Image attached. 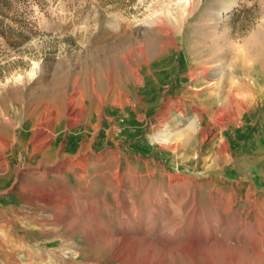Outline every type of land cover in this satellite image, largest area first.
<instances>
[{
    "label": "rangeland",
    "instance_id": "obj_1",
    "mask_svg": "<svg viewBox=\"0 0 264 264\" xmlns=\"http://www.w3.org/2000/svg\"><path fill=\"white\" fill-rule=\"evenodd\" d=\"M0 21V264H264V73L207 43L245 45L264 0H12Z\"/></svg>",
    "mask_w": 264,
    "mask_h": 264
},
{
    "label": "bare ground",
    "instance_id": "obj_2",
    "mask_svg": "<svg viewBox=\"0 0 264 264\" xmlns=\"http://www.w3.org/2000/svg\"><path fill=\"white\" fill-rule=\"evenodd\" d=\"M205 2H206V0H205ZM212 5V4H211ZM192 7V6H191ZM207 7V6H206ZM189 8H190V6H189ZM189 8H187V9H189ZM212 8V7H211ZM207 9V8H206ZM205 9V10H206ZM228 9V8H227ZM262 9V8H261ZM180 10V9H179ZM225 10V9H224ZM186 13H187V11H185ZM196 12V11H195ZM170 14V13H169ZM174 14V13H173ZM195 14V13H194ZM168 15V14H167ZM172 15V14H171ZM223 14L221 13V14H219V16L218 17H221ZM201 16V15H200ZM190 17H192V16H190ZM189 17V18H190ZM189 18L187 19V20H189ZM184 19V18H183ZM200 19V18H199ZM163 20V19H162ZM176 20V19H175ZM201 20V19H200ZM189 22L190 21H177L176 23H174L172 26H171V28H166V30L164 31V33L166 34V36H168V37H171V36H175V40H172L171 42H170V46H172V47H175V46H183V45H185V43H184V41H182L183 40V34H184V30H185V28L187 27V25L189 24ZM160 23V22H159ZM161 25H162V23H161ZM205 25V27L206 28H208L210 25L208 24V21L206 20V21H195V24L193 25V27H192V29H191V31H192V36L193 35H196V34H198L197 32H198V29L200 30V29H202L203 28V26ZM162 27V26H161ZM204 27V28H205ZM163 28H165V27H163ZM162 28V29H163ZM162 29H161V31H162ZM187 29V28H186ZM163 32V31H162ZM161 32V33H162ZM219 32L216 30V29H213V30H211V32H210V34L212 35L211 37H209L208 39H207V43L208 44H214L213 46L214 47H216V50H218L219 52L221 51V52H224L222 55H225V56H233V57H230V58H239V60H238V63H239V61H242V63H243V66H242V70L241 71H243V73H244V76L245 75H248V74H250V76H252L251 75V73H249V71L250 70H252V68L253 67H255L256 65H258L259 67H260V70L264 73V63L262 62V59H261V57L260 56H258L257 58H255L253 55H252V53H251V51L252 50H254L256 53H258V52H260V49H263L264 48V25H262L261 27H260V29L257 31V32H255V34H254V36L252 37V38H250L248 41H246V43H245V45H243V46H241L240 44H238L237 42H229V41H227V40H225L224 38H222V35L221 36H219V34H218ZM185 34H186V32H185ZM174 39V38H173ZM221 39V40H220ZM247 39V38H246ZM170 40V39H169ZM165 41V40H164ZM188 41V40H187ZM215 41H218V42H215ZM151 42V41H150ZM145 43V42H144ZM148 43H149V41H148ZM147 43V44H148ZM196 44L195 43V39L193 38L192 39V41L190 42L189 41V49L191 50V46H192V44ZM151 44H153V43H151ZM166 44V43H165ZM215 44H218V45H215ZM220 45H221V47H220ZM150 46V45H149ZM152 46V45H151ZM165 46V45H164ZM248 46L249 47H251V48H248ZM252 46H253V49H252ZM165 47H167V46H165ZM165 47H163L164 48V51H165ZM225 47H228V50L227 51H225ZM183 48V47H182ZM195 48V47H194ZM201 48H202V43L201 42H199L198 43V49L196 50V51H193L194 52V54H193V52L192 51H190V55L191 56H193L191 59L193 60V61H197V62H203V64H209V63H212V62H217L218 61V59L220 58V56H222L220 53H216V54H214V52H211V53H209V55L207 54L208 53V50H206L207 48H204L205 50L203 51V52H201ZM138 49V48H137ZM151 49V48H150ZM157 49V48H156ZM250 49V50H249ZM140 50V49H139ZM145 50H147V49H145ZM114 51V50H113ZM131 51V50H130ZM151 51V50H150ZM152 52V51H151ZM227 52V53H226ZM131 53V52H130ZM140 53V52H139ZM138 53V54H139ZM261 53V52H260ZM122 54V53H121ZM208 55V59L207 60H204V58H202V56H204V55ZM232 54V55H231ZM143 55V54H142ZM123 56V55H122ZM130 56H131V54H130ZM263 56V55H262ZM116 57V56H115ZM141 57V56H140ZM224 57V56H223ZM112 58V57H111ZM110 58V59H111ZM149 58V57H148ZM151 58V57H150ZM153 58V57H152ZM151 58V59H152ZM262 58H264V57H262ZM114 59V58H113ZM118 59V58H117ZM130 58H128V60H129ZM131 59H132V57H131ZM130 59V60H131ZM182 59V58H181ZM109 60V59H108ZM124 60V59H123ZM133 60V59H132ZM191 60V61H192ZM110 61V60H109ZM108 61V62H109ZM192 61V62H193ZM234 61V60H233ZM233 61H231V62H233ZM116 62V61H115ZM124 62V61H123ZM134 62H136L135 60H134ZM107 63V62H106ZM125 63V62H124ZM132 64H133V62H131ZM234 63V62H233ZM235 63H236V61H235ZM252 65H251V64ZM130 64V63H129ZM147 64V63H146ZM199 65H200V63H198ZM106 65V64H105ZM221 65V64H220ZM93 66V65H92ZM95 66V65H94ZM97 66H99V65H97ZM96 66V67H97ZM115 66V65H114ZM125 66L127 67L126 68V71L125 70H123V73H122V75L124 76V78H125V76H126V78H128L127 77V75L129 76V72H127V70H128V68H129V66H128V64L127 63H125ZM133 66V65H132ZM90 68H91V66H90ZM107 69V68H106ZM71 71V70H70ZM196 71V70H195ZM209 71V69H206L205 71H204V74H207V72ZM127 72V73H126ZM109 73V72H108ZM137 73V72H136ZM195 73V72H194ZM201 73V72H200ZM74 74V73H73ZM92 74H93V72H92ZM135 74V73H134ZM153 74V73H152ZM62 75V74H61ZM60 75V76H61ZM75 75H76V73H75ZM137 75V74H136ZM222 75V74H221ZM138 76V75H137ZM263 76V74L262 73H260L259 75H258V77H259V79L257 80V81H255V82H248L245 78L244 79H240L239 80V82H238V89L239 88H241V89H239V90H243L244 91V93L243 94H247V93H249V92H251V90H253V87H256V85L259 83L258 81L261 79V77ZM87 77V76H86ZM193 77V76H192ZM58 78V77H57ZM109 77H107V79H108ZM122 78V77H121ZM194 78V77H193ZM59 80V79H58ZM131 80H132V78H131ZM197 80V79H196ZM199 81V80H198ZM68 82V81H67ZM79 82V81H78ZM192 82V81H191ZM258 82V83H257ZM85 83V82H84ZM102 83L104 84V82L102 81ZM210 85H212V84H210ZM79 86V85H78ZM124 86H126V85H124ZM121 87V86H120ZM124 88V87H123ZM237 88V87H236ZM235 88V89H236ZM68 90V89H67ZM66 90V91H67ZM197 91V90H196ZM198 91H203V89H199ZM218 91V90H217ZM216 91V92H217ZM71 92V91H70ZM73 93V92H72ZM75 93V92H74ZM95 93V92H94ZM196 93V92H195ZM71 94V93H70ZM76 94V93H75ZM194 94V93H193ZM251 94V93H250ZM237 96V95H236ZM238 96H240V95H238ZM242 96V95H241ZM250 96V95H249ZM253 97V96H252ZM73 98V97H72ZM108 98V97H107ZM49 99V98H48ZM237 99V98H236ZM63 100V99H62ZM231 100V99H230ZM233 100V99H232ZM237 101H239V100H237ZM237 101H236V103H237ZM228 102H230V101H228ZM57 103V102H56ZM55 103V104H56ZM72 103H74V101L72 102ZM235 103V102H234ZM239 103H240V101H239ZM243 103V102H242ZM48 104V103H47ZM64 105V104H63ZM240 105V104H239ZM49 106V105H48ZM71 106H73V104L71 105ZM235 106H236V104H235ZM246 106V105H245ZM53 107H54V105H53ZM58 107V106H57ZM234 107V106H233ZM21 108V107H20ZM61 108V107H60ZM212 108H215V105H213V107ZM18 109V108H17ZM218 110V109H217ZM222 110V109H221ZM246 110V109H245ZM68 111V110H67ZM85 111V110H84ZM206 111H208L207 109H205V111L204 112H206ZM225 111H226V109H225ZM224 111V112H225ZM231 111V110H230ZM226 112H228V111H226ZM242 112V111H241ZM76 113V112H75ZM82 113H84V112H82ZM86 115V114H85ZM162 116V115H161ZM29 117V116H28ZM84 117V116H83ZM169 117V116H168ZM222 117V116H221ZM69 118V117H68ZM75 118V117H74ZM73 118V119H74ZM79 118V117H78ZM40 119V118H39ZM39 119H38V121H39ZM51 119V118H50ZM73 119H72V121H73ZM222 119V118H221ZM239 119H240V117H239ZM244 119V118H243ZM11 120V119H10ZM198 120V119H197ZM235 120V119H234ZM220 121V120H219ZM202 122V120L200 121V123ZM238 122V121H237ZM59 123V122H58ZM218 123V122H217ZM78 124V123H77ZM220 124V123H219ZM223 124V123H222ZM43 125V124H42ZM35 126V125H34ZM71 126V125H70ZM201 126V125H200ZM42 127V126H41ZM39 131V130H38ZM46 131V130H45ZM192 132V131H191ZM39 133V132H38ZM190 133V132H189ZM188 133V135H187V138H189V139H192L191 137H192V135L191 134H189ZM193 133H195V132H193ZM44 134V133H43ZM226 134V133H225ZM40 135V134H39ZM182 139V138H181ZM42 141H44V140H42ZM199 141V140H198ZM41 142V141H40ZM46 142V141H45ZM179 142V141H178ZM179 144V143H178ZM179 146V145H178ZM31 149H32V147H31ZM192 149V148H191ZM31 151V150H30ZM37 151V150H36ZM220 154V153H219ZM30 155V154H29ZM219 159V158H218ZM220 162V161H219ZM224 162V161H223ZM222 163V162H221ZM54 196V195H53ZM56 197V196H55ZM54 197V198H55ZM187 198V197H186ZM58 199V198H57ZM61 202V201H60ZM184 203H186V201H184ZM174 204H175V202H174ZM181 204H183V203H181ZM57 207V206H56ZM179 207H180V205H179ZM174 215V214H173ZM175 219H176V217H174ZM180 218V217H179ZM67 225V224H66ZM90 233V232H89ZM86 235V234H85ZM173 235H175V234H173ZM164 236H166L165 234H164ZM158 239H161V236L160 237H158ZM165 239H166V237H165ZM169 239V238H168ZM163 241V240H162ZM19 243V242H18ZM120 243H121V241H120ZM9 244V243H8ZM18 246V245H17ZM22 246V245H21ZM152 246V245H151ZM3 247V246H2ZM16 247V246H15ZM14 247V248H15ZM152 248V247H151ZM8 249H9V247H8ZM13 249V248H12ZM257 249V248H256ZM8 252H10V251H8ZM234 253V252H233ZM8 254H10V253H8ZM256 254H259L258 252L256 253ZM32 256V255H31ZM15 257V256H14ZM42 258V257H41ZM30 260V259H29ZM40 263V262H39ZM233 263V262H232ZM263 263V262H262Z\"/></svg>",
    "mask_w": 264,
    "mask_h": 264
},
{
    "label": "trees",
    "instance_id": "obj_3",
    "mask_svg": "<svg viewBox=\"0 0 264 264\" xmlns=\"http://www.w3.org/2000/svg\"><path fill=\"white\" fill-rule=\"evenodd\" d=\"M12 3V0H0V15L4 17V14H6L8 8L10 7ZM4 21H0V28L1 24H3Z\"/></svg>",
    "mask_w": 264,
    "mask_h": 264
}]
</instances>
